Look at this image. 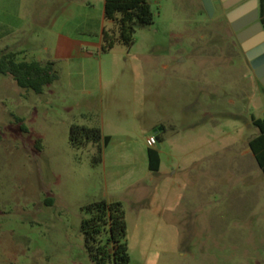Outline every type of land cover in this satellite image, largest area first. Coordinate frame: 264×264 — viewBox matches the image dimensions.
<instances>
[{
    "label": "rangeland",
    "instance_id": "374dc122",
    "mask_svg": "<svg viewBox=\"0 0 264 264\" xmlns=\"http://www.w3.org/2000/svg\"><path fill=\"white\" fill-rule=\"evenodd\" d=\"M212 1L213 16L203 0H148L155 22L137 31L133 47L100 59L134 64L127 74L144 82L138 126L125 134L143 142L153 126L167 130L161 181L148 200L127 207L130 264H264V174L249 147L259 134L254 119L264 118V84L228 9ZM13 7L38 33L51 13L47 0H0V15ZM26 93L0 74V264H94L81 208L101 200L104 167L93 166L95 149L71 145L59 104L51 119L25 114L23 132L15 101Z\"/></svg>",
    "mask_w": 264,
    "mask_h": 264
},
{
    "label": "crops",
    "instance_id": "0c3cea01",
    "mask_svg": "<svg viewBox=\"0 0 264 264\" xmlns=\"http://www.w3.org/2000/svg\"><path fill=\"white\" fill-rule=\"evenodd\" d=\"M47 7L51 13L39 33L30 27L28 18L21 16L20 7H13L5 16L0 15V50L10 48L15 51L18 61L55 62L60 74V80L45 86L43 94L32 91L20 94L15 101V109L23 114L18 117L24 120L23 116L29 114L51 119L56 112L55 105L59 104L69 113L66 120L69 129L74 125L73 121H82L79 125L89 126L88 121L100 118L98 127L102 129L103 136L111 137L110 144L104 148L101 164L106 173L101 199L122 202L127 218L128 205L136 206L140 200H148L150 189L162 179L165 152L160 145L166 141V127L162 125L155 130L157 126H153L154 132L143 142L126 135L138 126V107L144 82L136 74H127V70L134 67L132 63L103 66L100 62L103 33L114 28L113 23L106 19V0H47ZM118 46L122 45H117L111 52ZM66 86L90 97L95 95L97 101L83 103L71 95ZM129 111L132 120L128 121L124 118ZM119 132L124 134L117 135ZM153 135L163 141H157L154 147H150L148 139ZM88 148L94 149L91 145ZM149 149L160 154L158 172L149 168ZM135 186H140L142 191L124 193ZM159 194L163 196L162 192ZM48 203L52 207L55 201L48 199Z\"/></svg>",
    "mask_w": 264,
    "mask_h": 264
},
{
    "label": "trees",
    "instance_id": "16d2710c",
    "mask_svg": "<svg viewBox=\"0 0 264 264\" xmlns=\"http://www.w3.org/2000/svg\"><path fill=\"white\" fill-rule=\"evenodd\" d=\"M260 21L264 27V0H259ZM106 19L113 23V29L103 33L102 54L111 52L117 45L133 47L135 35L141 28L152 25L155 15L148 0H106ZM0 74L12 77L17 85L38 95L44 88L60 80L55 62L42 64L37 61H18V53L10 48L0 50ZM21 129L29 133L24 120L17 117ZM259 134L249 141L254 158L264 174V118L254 119ZM157 137V136H156ZM70 143L77 149H87L90 145L95 152L93 166L103 162L104 148L111 142V137H104L98 126L72 125ZM157 141L162 142L161 137ZM41 140L37 146L41 148ZM149 168L158 172L161 166L160 154L149 149ZM85 217L82 220V233L85 248L94 264H130L129 246L127 242L128 224L124 204L120 201L109 202L101 199L81 208Z\"/></svg>",
    "mask_w": 264,
    "mask_h": 264
},
{
    "label": "water",
    "instance_id": "95a60500",
    "mask_svg": "<svg viewBox=\"0 0 264 264\" xmlns=\"http://www.w3.org/2000/svg\"><path fill=\"white\" fill-rule=\"evenodd\" d=\"M206 10L211 16L215 13V7L212 0H203ZM243 0H235L227 3L226 8L241 2ZM257 0L247 2L228 14V19L237 35L238 41L242 45L243 51L252 68L256 71V75L264 84V27L259 21L260 14L257 8Z\"/></svg>",
    "mask_w": 264,
    "mask_h": 264
},
{
    "label": "flooded vegetation",
    "instance_id": "af4514ba",
    "mask_svg": "<svg viewBox=\"0 0 264 264\" xmlns=\"http://www.w3.org/2000/svg\"><path fill=\"white\" fill-rule=\"evenodd\" d=\"M233 1H235V0H220V2L222 3V5H223V7L225 8V9H228V12H227V19H228V14L231 12V11H233V10H235V9H237L238 7H240L241 5H243V4H245V3H247V2H250V1H252V0H243V1H241V2H239V3H237V4H235V5H233V6H231L230 8H226V4L227 3H232ZM257 8H258V10H259V14H260V4H259V0H257ZM228 21H229V19H228ZM259 21H260V18H259ZM231 27H232V25H231ZM237 33V35H238V33L239 32H236ZM241 44V43H240ZM241 47H242V45H241ZM246 54V53H245ZM247 57V56H246ZM248 59V58H247ZM250 65H251V61H250ZM252 67V66H251ZM253 69V68H252ZM254 70V69H253ZM254 72H255V75H256V71L254 70ZM257 76V75H256ZM259 80L261 81V79L259 78Z\"/></svg>",
    "mask_w": 264,
    "mask_h": 264
},
{
    "label": "built area",
    "instance_id": "2783aa9c",
    "mask_svg": "<svg viewBox=\"0 0 264 264\" xmlns=\"http://www.w3.org/2000/svg\"><path fill=\"white\" fill-rule=\"evenodd\" d=\"M156 144H157V137L153 135L152 137L148 139V145L150 147H154Z\"/></svg>",
    "mask_w": 264,
    "mask_h": 264
}]
</instances>
